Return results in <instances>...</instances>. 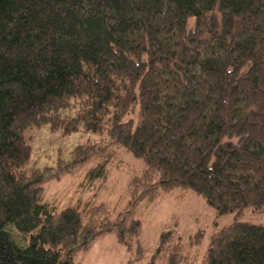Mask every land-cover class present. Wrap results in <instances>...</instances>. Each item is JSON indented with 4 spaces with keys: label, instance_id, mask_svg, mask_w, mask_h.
<instances>
[{
    "label": "trees",
    "instance_id": "1",
    "mask_svg": "<svg viewBox=\"0 0 264 264\" xmlns=\"http://www.w3.org/2000/svg\"><path fill=\"white\" fill-rule=\"evenodd\" d=\"M44 126L104 138L27 169L25 133ZM116 149L145 166L126 212L45 199L77 169L83 187L105 182ZM178 192L218 216L264 211V0H0V264H76L110 232L128 245L137 208ZM203 264H264V224L224 226Z\"/></svg>",
    "mask_w": 264,
    "mask_h": 264
},
{
    "label": "rangeland",
    "instance_id": "2",
    "mask_svg": "<svg viewBox=\"0 0 264 264\" xmlns=\"http://www.w3.org/2000/svg\"><path fill=\"white\" fill-rule=\"evenodd\" d=\"M25 136L31 147L27 169L55 167L59 159L70 160L78 145L104 138L83 131L64 135L52 131L49 126L28 129ZM144 168L140 160L116 149L105 182L91 188L83 187L85 171L84 168L77 169L61 179L47 182L44 197L60 210L86 202L103 205L114 220L129 208L131 176ZM135 218L140 221L138 240L132 239L125 245L119 243L115 232L98 236L88 250L75 254L76 264H168L166 247L161 248L160 243L161 235L166 232H171L169 244L177 241L182 244V252L176 257L177 264H203L215 233L238 219L264 224V211L255 213L248 209L239 216H218L202 197L193 192H178L162 195L148 206L142 204L137 208ZM8 229L19 245L29 244V239L14 227Z\"/></svg>",
    "mask_w": 264,
    "mask_h": 264
}]
</instances>
